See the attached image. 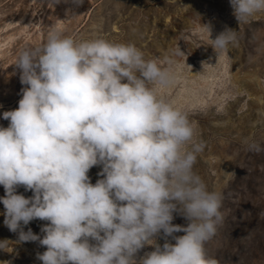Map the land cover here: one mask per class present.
<instances>
[{
    "label": "clouds",
    "instance_id": "obj_1",
    "mask_svg": "<svg viewBox=\"0 0 264 264\" xmlns=\"http://www.w3.org/2000/svg\"><path fill=\"white\" fill-rule=\"evenodd\" d=\"M65 3L78 8L84 0ZM230 6L241 23L264 11V0ZM211 40L216 53L226 51L236 33ZM172 55L185 53L177 47ZM15 66L27 87L18 108L2 114L9 125L0 127V203L10 231L46 246L42 264H137L145 245L154 250L139 264H218L204 244L222 220L221 198L193 171L205 147L195 123L160 96L168 67L133 44L77 42L58 29L42 46L22 49ZM96 165L103 178L92 184ZM18 186L33 196L17 194ZM174 213L187 225L173 224ZM37 219L48 222L43 238L22 228Z\"/></svg>",
    "mask_w": 264,
    "mask_h": 264
},
{
    "label": "rangeland",
    "instance_id": "obj_2",
    "mask_svg": "<svg viewBox=\"0 0 264 264\" xmlns=\"http://www.w3.org/2000/svg\"><path fill=\"white\" fill-rule=\"evenodd\" d=\"M54 28L77 42L133 44L145 60L158 59L169 68L171 82L160 96L195 123L197 142L205 147L193 171L221 198L222 220L204 244L205 255L218 264H264V151L249 150L254 142L264 145V11L239 23L230 0H84L78 8L65 0H0V127H8L2 114L18 108L27 87L15 66L19 52L42 46ZM225 29L234 30L236 40L216 53L211 39ZM177 47L184 56L172 55ZM166 57L174 63L163 64ZM101 171L102 165L89 170L92 184L103 178ZM17 194L33 196L23 186ZM4 213L0 203V264H42L37 256L46 246L21 241L4 224ZM47 223L37 219L22 228L43 238ZM172 223L188 222L174 213ZM153 250L140 249L137 264Z\"/></svg>",
    "mask_w": 264,
    "mask_h": 264
},
{
    "label": "bare ground",
    "instance_id": "obj_3",
    "mask_svg": "<svg viewBox=\"0 0 264 264\" xmlns=\"http://www.w3.org/2000/svg\"><path fill=\"white\" fill-rule=\"evenodd\" d=\"M21 20H22V19H21ZM49 20L52 21V19H49V18H48V21H49ZM55 20H56V19H55ZM22 21H23V20H22ZM53 21H54V19H53ZM49 22H50V21H49ZM49 22H48V23H49ZM51 23H52V22H51ZM45 24H46V23H45ZM49 24H50V23H49ZM55 24H56V22H55ZM31 25H32V24H31ZM10 26H11V24H10ZM52 26H54V25H52ZM7 27H8V26H7ZM58 27H59V26H58ZM35 28H36V27H35ZM51 28H52V27H51ZM4 29H5V28H4ZM54 29H55V28H54ZM49 30H50V29H49ZM21 31H22V30H21ZM47 31H48V30H47ZM49 32H50V31H49ZM11 38H13V37H11ZM8 39H9V38H8ZM8 41H9V40H8ZM4 43H5V42H4ZM6 44H7V43H6ZM1 45H2V44H1ZM4 45H5V44H4Z\"/></svg>",
    "mask_w": 264,
    "mask_h": 264
}]
</instances>
